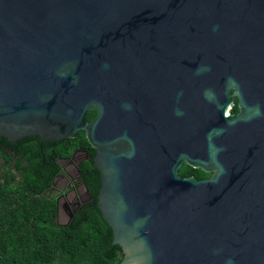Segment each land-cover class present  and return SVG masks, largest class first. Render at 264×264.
<instances>
[{
  "label": "water",
  "instance_id": "1",
  "mask_svg": "<svg viewBox=\"0 0 264 264\" xmlns=\"http://www.w3.org/2000/svg\"><path fill=\"white\" fill-rule=\"evenodd\" d=\"M80 130L117 264H264V0H0V136Z\"/></svg>",
  "mask_w": 264,
  "mask_h": 264
},
{
  "label": "trees",
  "instance_id": "2",
  "mask_svg": "<svg viewBox=\"0 0 264 264\" xmlns=\"http://www.w3.org/2000/svg\"><path fill=\"white\" fill-rule=\"evenodd\" d=\"M96 110H90L92 120ZM19 152L6 153L2 148L9 140L0 136V264H117L123 258L122 249L113 243V231L103 219L97 205L101 185L100 171L94 157L83 164V174L93 201L79 209L67 225L58 224L55 200L44 193L57 171L56 157L68 150L95 148L80 130L73 138L42 140L37 135L19 140ZM62 145V146H61ZM55 149V152H54ZM16 159L14 164L12 160ZM9 164V167L6 165ZM190 166L179 169L182 177L206 174L189 172Z\"/></svg>",
  "mask_w": 264,
  "mask_h": 264
},
{
  "label": "flooded vegetation",
  "instance_id": "3",
  "mask_svg": "<svg viewBox=\"0 0 264 264\" xmlns=\"http://www.w3.org/2000/svg\"><path fill=\"white\" fill-rule=\"evenodd\" d=\"M144 63L145 77L139 85L140 98L143 104L150 109H154L159 105L162 108L163 100L165 98V82L163 80L165 70L163 42L155 44L154 42L150 41L148 53ZM239 111L240 108L238 104V98L235 97L228 108L227 114H236ZM96 114L94 115V117L96 116ZM20 139L16 141H11L8 139L9 144L7 143L6 145H4L2 149L8 154L19 152ZM57 140L59 139L53 140L56 141L54 143V146H58ZM68 148L69 146L67 145H64V147L62 148L67 155L56 157L57 171L52 178L51 185L44 192L48 193V196L55 200L57 211L55 220L58 224L62 225H67L71 222L73 218H70L71 212H73L74 216V214L79 209L86 207L87 204L91 201L94 202L92 193L89 190L82 169L84 162L86 160H90L95 155H90V148L88 147H77L72 148L71 150H68ZM15 161L16 159H13L11 164H14ZM0 163H5V160L2 156H0ZM184 165L187 164L184 163L180 168H182ZM6 166L9 167V164H7ZM199 169L200 168L190 166V169L188 171L197 173L199 172ZM204 173L206 175L202 178H198L195 175H189L186 177L194 176L197 179H204L210 176V173Z\"/></svg>",
  "mask_w": 264,
  "mask_h": 264
}]
</instances>
